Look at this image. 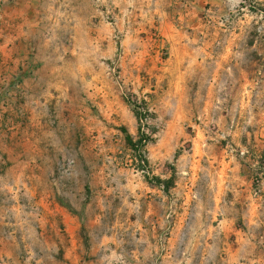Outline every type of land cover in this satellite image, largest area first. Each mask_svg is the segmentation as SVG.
Listing matches in <instances>:
<instances>
[{
  "label": "rangeland",
  "instance_id": "rangeland-1",
  "mask_svg": "<svg viewBox=\"0 0 264 264\" xmlns=\"http://www.w3.org/2000/svg\"><path fill=\"white\" fill-rule=\"evenodd\" d=\"M221 163L261 185L264 0H0V264H264Z\"/></svg>",
  "mask_w": 264,
  "mask_h": 264
},
{
  "label": "crops",
  "instance_id": "crops-1",
  "mask_svg": "<svg viewBox=\"0 0 264 264\" xmlns=\"http://www.w3.org/2000/svg\"><path fill=\"white\" fill-rule=\"evenodd\" d=\"M229 162H232V160ZM236 168L237 167L233 163H221V166L219 165L216 168L217 178L214 180V185L217 191L215 194V199L217 201L216 213L221 217L218 224V228L221 232H230V230L233 229L232 226H228V221L232 220V211L234 210L232 206H234V203L237 201L239 193H242V196H245L246 199L251 198L256 201H259L260 198L263 197L262 195L264 193V177L261 178V185L258 186V189L260 193L262 192V194L256 195L255 190L257 188H254L255 186L253 185L257 172H255V170H248L246 176L241 179V183H239L231 179V176L234 175ZM229 192H232L233 195ZM226 194H230V196L227 197ZM226 202H229L231 205L229 206L225 204Z\"/></svg>",
  "mask_w": 264,
  "mask_h": 264
},
{
  "label": "trees",
  "instance_id": "trees-1",
  "mask_svg": "<svg viewBox=\"0 0 264 264\" xmlns=\"http://www.w3.org/2000/svg\"><path fill=\"white\" fill-rule=\"evenodd\" d=\"M139 117V116H138ZM140 118V117H139ZM130 141L129 142H131L132 144H135V143H133V141H132V139L130 138L129 139ZM137 145V147H143L144 146V142H143V139H139L138 141H137V143H136ZM135 146V145H134ZM143 161H146V159H143ZM159 180V182H160V184H164L165 185V188H169V186L170 185H168V184H170L169 183V181L168 180H161V179H158Z\"/></svg>",
  "mask_w": 264,
  "mask_h": 264
},
{
  "label": "built area",
  "instance_id": "built-area-1",
  "mask_svg": "<svg viewBox=\"0 0 264 264\" xmlns=\"http://www.w3.org/2000/svg\"><path fill=\"white\" fill-rule=\"evenodd\" d=\"M255 194H256V195L259 194V189H258V188L255 190Z\"/></svg>",
  "mask_w": 264,
  "mask_h": 264
}]
</instances>
